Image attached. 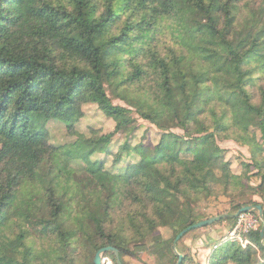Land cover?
I'll return each mask as SVG.
<instances>
[{"label": "trees", "instance_id": "trees-1", "mask_svg": "<svg viewBox=\"0 0 264 264\" xmlns=\"http://www.w3.org/2000/svg\"><path fill=\"white\" fill-rule=\"evenodd\" d=\"M187 2L201 12V19L193 22L177 0H104L102 11L100 0H0V264H29L27 231L15 233L18 247L5 244L7 208L17 188L35 184L38 165L60 148L68 150L72 165L64 171L68 181L64 203L73 211L75 227L65 229L58 220L62 204L50 188L38 193L36 202L47 217L48 235L63 246L57 257L61 264H94L95 252L103 245L116 247L120 263L112 251L105 253L111 254L114 264H123L124 254L146 249L145 236L155 238L159 226L172 229L175 237L187 225L209 217L195 208L197 196L210 195L221 182L228 185L240 179V173L231 172L226 150L217 142V130L226 129L221 119L227 116L229 124L246 135L252 158L249 168L256 169L251 175L248 169L245 173L261 176L255 193L264 197V154L254 156L255 150L264 151L258 143V138L264 141V109L254 101L252 91L264 76V0ZM147 8L153 17L173 19L167 52L159 53L150 44L151 35L143 27ZM198 37H206L208 44L197 43ZM144 56L150 70L141 64ZM211 59L219 63L215 70ZM124 61L130 64L127 67L132 64L133 72L122 71ZM148 73L158 78L161 92L174 94L186 113L199 95H210L219 107V113L209 108L217 118V130L194 134L188 118L177 115L185 131H168L146 106L140 114L159 129L154 143L132 141L124 131L132 122L131 112L110 100L106 83L121 87ZM260 86L263 102L264 86ZM87 103L97 105L114 121L111 131L80 130L82 106ZM249 111L261 116L256 133L247 131ZM51 123L63 129V142L50 141ZM96 170L106 178L99 179ZM240 186L239 196L248 188ZM126 200L134 207L127 210L132 230L143 235L131 244L112 228L115 213L126 210L122 205ZM249 204H260L264 215V203L251 198L231 203L227 212L234 214ZM262 225L247 235L254 245L221 244L207 264L226 260L264 264ZM73 244L86 251L78 262L71 255ZM184 260L185 255L180 264Z\"/></svg>", "mask_w": 264, "mask_h": 264}, {"label": "rangeland", "instance_id": "rangeland-1", "mask_svg": "<svg viewBox=\"0 0 264 264\" xmlns=\"http://www.w3.org/2000/svg\"><path fill=\"white\" fill-rule=\"evenodd\" d=\"M99 2V0H98ZM242 3V2H241ZM147 4H152L147 2ZM138 14L139 20L142 14L145 12V7ZM178 6L183 10L184 14L188 18L195 20L201 19V12L195 10L187 0H177ZM104 8V0H100L99 11ZM149 10V8H147ZM149 10L146 16V22L143 23V27L148 30L151 35V43L156 46L159 51L167 52L172 45L170 38L171 33L168 31L172 24V18L167 17H153ZM124 17V16H123ZM120 25H122L120 23ZM199 44L206 45L208 40L206 37H198ZM126 56V55H124ZM141 64L146 70H150L148 57H141ZM145 63H147L145 65ZM126 61L122 65V71L128 70L130 73L133 72L131 66L127 67ZM219 63L215 59H211L210 66L212 69H216ZM149 68V69H148ZM134 80V79H133ZM106 90L110 100L115 104H120L129 108L132 122L127 126L124 131L125 134L131 137L132 141L137 142L140 139H145L144 142L148 144L154 143L156 132L159 130L154 121L145 119L141 114L140 110L144 107L152 113V116L159 121L168 131L177 133H183L185 128L182 127L179 119L176 116L179 115L181 119L188 118V124L190 125L189 130L194 134L217 130L216 128V116H213L209 112V108L213 106L219 113L218 104L211 102V97L208 94L199 95L193 100V105L189 113L184 111L178 102L175 100V96L172 92H161V86L158 83V78L153 74H145L139 80L125 83L121 87H117L115 84L106 83ZM260 85L264 86V76L257 80L254 85V101L260 106V109H264V101L260 102ZM159 98V99H158ZM158 99V100H157ZM145 102L143 103V101ZM156 100L158 103H155ZM260 102V103H259ZM83 117L80 120V130L86 134H101L111 131L114 128V121L105 116L97 105L87 103L82 106ZM261 116L253 111L246 112L245 120L249 122L248 132L256 133L255 126L258 124ZM222 122L226 123V129L224 131L217 130V142L226 150V159L230 160V170L232 173L239 174V181L230 180L228 185L225 182L216 184L213 192L210 195L199 194L196 198L195 208L201 213V215L212 216L213 214L227 212L232 209L231 203L237 200L253 199L264 203V197L255 193L257 185L261 181V176L258 174L251 173L255 172L254 167L249 168L251 163V156L249 146L245 145L244 138L246 135L240 131L236 125L229 124L230 119L227 116L221 119ZM241 121H236V124H240ZM50 128V141L52 143L63 142L66 139L65 133L62 132V128L58 123H51ZM192 130V131H191ZM134 133L132 136L131 134ZM242 133V135H241ZM250 135V134H249ZM258 143L264 149V141L258 138ZM114 152L118 150L113 149ZM264 151L255 150V158L263 156ZM68 150L66 148H60L53 151L49 156L45 157L42 162L38 165L39 176L35 184H30L26 188L19 187L16 191V198L14 202L7 208L8 220L5 224V233L7 235L5 244L11 248L19 246L16 232L27 231L30 239L31 254L28 255L29 264H61L58 261V255L63 251V246L59 245L50 235H48L47 217L43 214V210L37 200L38 193H46L47 189L53 190L55 196L59 198L61 202V208L58 220L61 222L65 229H73L75 222L72 217V212L69 205L65 204L67 200L66 189L68 185L65 170L70 168L72 165L68 162ZM112 159V157H109ZM110 164V163H107ZM94 169H98L95 166ZM242 168L244 169L242 171ZM246 168V169H245ZM250 170V175L245 173V170ZM96 176L104 180L106 174L95 171ZM240 185L247 186L244 188L243 195L239 196V190L242 188ZM264 187V183L262 185ZM65 204V205H64ZM123 206L127 207L126 210L120 209L114 215V228L118 231L119 236L125 237L128 243H132L134 239L142 240L143 235L140 233L136 236L132 230L131 221L128 219V212L131 207L130 200H126L122 203ZM133 206V205H132ZM138 209L135 206V210ZM129 221V222H128ZM39 222V223H38ZM234 221L228 219H221L217 222H213L210 225L193 228L189 230L184 236H182L176 242V249L178 252L186 256L183 264H207L210 257L214 253L213 251L218 250L217 247L213 248V245L221 240V237L225 234L226 230H229ZM4 228V227H3ZM211 229V231H209ZM155 239L146 235L144 242L146 249L136 254H124L121 257L123 264H173L177 261V255L173 249V230L169 227L159 226L155 231ZM220 246V245H219ZM71 255L74 262H78L82 259L84 253V247L82 245H75L70 248ZM111 258V254L106 253ZM113 259V258H112ZM210 262V261H209ZM220 264H235L230 260L222 261Z\"/></svg>", "mask_w": 264, "mask_h": 264}, {"label": "built area", "instance_id": "built-area-1", "mask_svg": "<svg viewBox=\"0 0 264 264\" xmlns=\"http://www.w3.org/2000/svg\"><path fill=\"white\" fill-rule=\"evenodd\" d=\"M260 222L261 220L257 211L248 210L239 213L236 216L232 227L225 232L218 243L213 245V248L228 242H236L242 248L254 245L247 235L250 231L255 230L259 226ZM101 264H114V262L109 255L103 252L101 254Z\"/></svg>", "mask_w": 264, "mask_h": 264}, {"label": "water", "instance_id": "water-1", "mask_svg": "<svg viewBox=\"0 0 264 264\" xmlns=\"http://www.w3.org/2000/svg\"><path fill=\"white\" fill-rule=\"evenodd\" d=\"M248 210H256L258 212L259 218L261 220V222L263 223L261 229H260V239L262 240L264 237V215H263V211H262V207L260 204H249V205H244L241 208H239L234 214H230L228 212H223V213H218V214H213L212 216H209L205 219L199 220L193 224L187 225L186 227H184L182 230H180L178 232V234L175 236L174 240H173V249L175 254L177 255V261L174 264H180L183 258V254H181L180 252H178V250L176 249V242L189 230L193 229V228H200V227H204L207 225L212 224L213 222H217L221 219H224L228 216H237L239 213L243 212V211H248ZM108 251H112L114 253V255L116 256V259L118 260V262L120 263V257H119V251L116 247L111 246V245H107L99 248L94 255L93 258V263L94 264H101V254L103 252H108Z\"/></svg>", "mask_w": 264, "mask_h": 264}, {"label": "crops", "instance_id": "crops-1", "mask_svg": "<svg viewBox=\"0 0 264 264\" xmlns=\"http://www.w3.org/2000/svg\"><path fill=\"white\" fill-rule=\"evenodd\" d=\"M209 231H211V229H209ZM227 231V230H226ZM204 264V263H203Z\"/></svg>", "mask_w": 264, "mask_h": 264}]
</instances>
